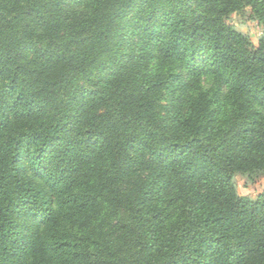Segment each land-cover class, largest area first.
<instances>
[{
	"label": "trees",
	"instance_id": "16d2710c",
	"mask_svg": "<svg viewBox=\"0 0 264 264\" xmlns=\"http://www.w3.org/2000/svg\"><path fill=\"white\" fill-rule=\"evenodd\" d=\"M239 174L264 176V0H0V264H264Z\"/></svg>",
	"mask_w": 264,
	"mask_h": 264
},
{
	"label": "rangeland",
	"instance_id": "374dc122",
	"mask_svg": "<svg viewBox=\"0 0 264 264\" xmlns=\"http://www.w3.org/2000/svg\"><path fill=\"white\" fill-rule=\"evenodd\" d=\"M228 22L241 32L247 34L254 42L263 32V26L251 16V11L234 12L230 15ZM233 182L239 194L256 199L258 194L264 191V176L255 182H250L244 175H236Z\"/></svg>",
	"mask_w": 264,
	"mask_h": 264
}]
</instances>
